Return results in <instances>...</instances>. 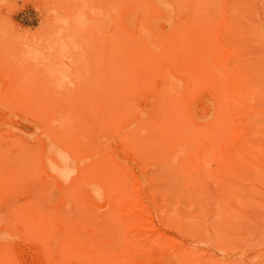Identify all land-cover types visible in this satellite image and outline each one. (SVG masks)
I'll list each match as a JSON object with an SVG mask.
<instances>
[{
	"label": "rangeland",
	"instance_id": "obj_1",
	"mask_svg": "<svg viewBox=\"0 0 264 264\" xmlns=\"http://www.w3.org/2000/svg\"><path fill=\"white\" fill-rule=\"evenodd\" d=\"M0 210V264H264V0H0Z\"/></svg>",
	"mask_w": 264,
	"mask_h": 264
},
{
	"label": "bare ground",
	"instance_id": "obj_2",
	"mask_svg": "<svg viewBox=\"0 0 264 264\" xmlns=\"http://www.w3.org/2000/svg\"><path fill=\"white\" fill-rule=\"evenodd\" d=\"M58 166H59V165H58ZM58 166H57V167H58ZM0 212H1V210H0ZM12 213H13V212H12ZM1 214L3 215L2 212H1ZM9 215H11V214H9ZM2 217H3V216L0 217L1 220H2ZM7 218H9V217H7ZM33 222H34V221H33ZM1 223H2V221H1ZM34 223H35V222H34ZM3 231H4V230H3ZM65 231H66V230H65ZM5 232H6V230H5ZM5 232H4V233H5ZM2 235H3V234H2L1 231H0V237H1ZM7 237H8V236H7ZM7 237H6V234H5V235L2 237V239H4V238L6 239ZM67 238H68V237H67ZM70 239H71V238H70ZM70 239H69V240H70ZM64 240H65V239H64ZM71 240H72V239H71ZM71 240H70V241H71ZM66 241H67V240H66ZM67 242H69V241H67Z\"/></svg>",
	"mask_w": 264,
	"mask_h": 264
}]
</instances>
